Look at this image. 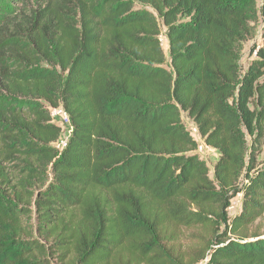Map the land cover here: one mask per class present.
<instances>
[{
  "label": "trees",
  "instance_id": "obj_1",
  "mask_svg": "<svg viewBox=\"0 0 264 264\" xmlns=\"http://www.w3.org/2000/svg\"><path fill=\"white\" fill-rule=\"evenodd\" d=\"M257 18L256 0H0V264H185V228L208 237L192 264H264L247 232L264 214V30L239 53ZM182 114L218 153L211 177Z\"/></svg>",
  "mask_w": 264,
  "mask_h": 264
},
{
  "label": "rangeland",
  "instance_id": "obj_2",
  "mask_svg": "<svg viewBox=\"0 0 264 264\" xmlns=\"http://www.w3.org/2000/svg\"><path fill=\"white\" fill-rule=\"evenodd\" d=\"M256 7L258 10V18L257 21L254 23V31H255V38L252 40L244 41L239 46V53H240V61L242 65H245L246 61L249 60L248 52L252 44L260 43L261 41V32L264 30V7L261 5V0H256ZM164 28H162V34L160 35L161 46L164 52L165 59L168 61V53H167V40L163 35ZM182 120L185 125V128L190 131L192 137L197 140V142L201 143V138L197 134L195 129V125L193 122L188 119L185 114H182ZM61 126V132L59 139L52 144L53 147L61 149L67 138L70 134V124L67 122L58 123ZM201 160L205 162L209 170V176H212V168L217 159V151L213 148H205L202 152L198 153ZM258 160L260 162H264V146L262 147L261 153L258 155ZM240 201H241V194L236 195L230 201V206L227 209L228 217L231 218L234 214H236L240 209ZM247 232L253 233L257 232L259 234H264V214L259 220L255 221L252 225H250L247 229ZM178 237L173 245L174 249L177 250L183 258L185 264H192L189 260V256L199 250V246H203L207 243V236H202L200 234L199 228H192V229H179L178 230ZM199 264V263H198Z\"/></svg>",
  "mask_w": 264,
  "mask_h": 264
},
{
  "label": "built area",
  "instance_id": "obj_3",
  "mask_svg": "<svg viewBox=\"0 0 264 264\" xmlns=\"http://www.w3.org/2000/svg\"><path fill=\"white\" fill-rule=\"evenodd\" d=\"M49 112H50V117L54 123H62L63 121L69 123L67 114L60 106L49 108ZM205 148H209V147L206 144H204L203 141H201V143L197 142L196 151L198 153L202 152L203 149Z\"/></svg>",
  "mask_w": 264,
  "mask_h": 264
}]
</instances>
